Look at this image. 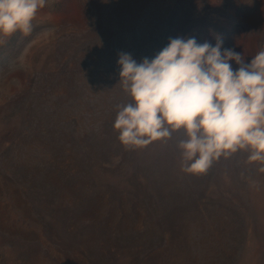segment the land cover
I'll return each instance as SVG.
<instances>
[{"label": "rangeland", "instance_id": "obj_1", "mask_svg": "<svg viewBox=\"0 0 264 264\" xmlns=\"http://www.w3.org/2000/svg\"><path fill=\"white\" fill-rule=\"evenodd\" d=\"M217 35L250 61L264 0H49L0 44V264H264V165L193 176L182 130L126 150L113 129L119 53Z\"/></svg>", "mask_w": 264, "mask_h": 264}, {"label": "clouds", "instance_id": "obj_2", "mask_svg": "<svg viewBox=\"0 0 264 264\" xmlns=\"http://www.w3.org/2000/svg\"><path fill=\"white\" fill-rule=\"evenodd\" d=\"M48 2L0 0V44L17 32L30 33ZM215 39L213 46L195 37L171 38L154 58L140 62L118 54V83L131 102L117 105L113 129L126 150L182 130L177 148L185 174L205 175L215 161L238 151L249 153V163L264 165V49L248 61L232 48L222 50V36Z\"/></svg>", "mask_w": 264, "mask_h": 264}]
</instances>
